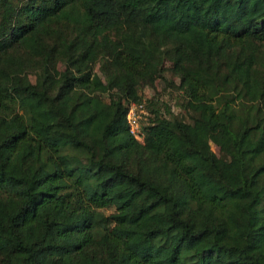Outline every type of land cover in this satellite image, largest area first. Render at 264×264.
I'll list each match as a JSON object with an SVG mask.
<instances>
[{"label": "trees", "instance_id": "1", "mask_svg": "<svg viewBox=\"0 0 264 264\" xmlns=\"http://www.w3.org/2000/svg\"><path fill=\"white\" fill-rule=\"evenodd\" d=\"M166 62L191 122L152 108L139 144L127 109ZM95 249L264 264V0H0V264Z\"/></svg>", "mask_w": 264, "mask_h": 264}, {"label": "rangeland", "instance_id": "2", "mask_svg": "<svg viewBox=\"0 0 264 264\" xmlns=\"http://www.w3.org/2000/svg\"><path fill=\"white\" fill-rule=\"evenodd\" d=\"M25 1V0H22ZM57 40H49V45L56 43ZM106 66V67H105ZM165 71L162 76L155 82L153 87H137V93L141 98L140 103H144L147 117H142L139 121V128L145 127L148 121L149 123L153 121L154 115L151 112L152 108H159L161 111V116L165 119H169L170 115L177 116L183 121L190 123L191 115L185 112L183 109V103L185 100L184 92L179 88V80L171 74L169 71L171 64L166 62ZM108 66L102 60H97V62L92 66V69L96 75H98L103 81H105ZM55 69L59 72L64 70V61L58 56L55 60ZM28 76L31 82L36 81L37 70L33 64L29 66ZM114 96V92H108L102 95L105 102H108L110 97ZM139 144H143L142 140H138ZM211 150L213 153L220 157L221 154L219 150L215 147L213 143H210ZM127 166L132 167L133 170L141 172L138 167L141 165L143 169L158 170L159 165H154L152 161L140 159L139 157L131 156L129 161H126ZM105 215H109L112 210L104 211ZM74 264H112V262L106 257L105 252L101 249L84 250L78 255V258H74Z\"/></svg>", "mask_w": 264, "mask_h": 264}, {"label": "built area", "instance_id": "3", "mask_svg": "<svg viewBox=\"0 0 264 264\" xmlns=\"http://www.w3.org/2000/svg\"><path fill=\"white\" fill-rule=\"evenodd\" d=\"M147 117L148 113L146 112L144 103H131L127 109L126 113V122L129 127L131 135L138 141L142 140L143 143V132L142 128H139V121L142 120V117ZM139 142V141H138Z\"/></svg>", "mask_w": 264, "mask_h": 264}]
</instances>
